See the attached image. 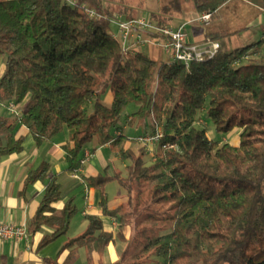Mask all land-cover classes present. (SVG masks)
<instances>
[{
    "label": "trees",
    "instance_id": "16d2710c",
    "mask_svg": "<svg viewBox=\"0 0 264 264\" xmlns=\"http://www.w3.org/2000/svg\"><path fill=\"white\" fill-rule=\"evenodd\" d=\"M182 1L214 16L229 0ZM247 1L264 9V0ZM179 3L170 0L147 18L172 24ZM83 6L100 16L90 17ZM117 11L137 17L135 7L114 0H0V60L6 58L0 103L24 102L20 121L0 116V155L23 152L26 137L17 129L19 121L38 146L68 129L69 172L83 169L90 143L110 144L131 160L126 176L117 169L85 178L89 188L100 190L101 214L117 218L118 231L106 230L100 214H89L86 229L61 248L59 255L68 251L66 258H45V264H74L81 247L88 251L89 264H97L93 253L102 256L116 237L127 241L123 230L130 224L134 231L127 254L134 257L124 255L110 264H264V39L226 51L221 40L230 32L210 33L206 39L221 44L218 54L187 68L124 49L111 30ZM108 89L110 105L101 99ZM132 102L139 108L131 120L145 123L152 114L156 123L165 118L164 137L150 165L145 147L137 153L125 150L127 136L111 133ZM204 108L217 133L241 130L238 146L220 145L206 128L196 126ZM201 143L210 145L224 165L249 164V175L209 176L216 191L195 192L190 174L182 166L170 167L168 159L178 149L193 155ZM39 180L47 184L28 231L52 228L38 243L41 250L67 235L78 207L73 197L61 209L55 207L65 194L46 161L29 172L25 186ZM111 181L127 192L116 208L109 207L106 192Z\"/></svg>",
    "mask_w": 264,
    "mask_h": 264
},
{
    "label": "crops",
    "instance_id": "0c3cea01",
    "mask_svg": "<svg viewBox=\"0 0 264 264\" xmlns=\"http://www.w3.org/2000/svg\"><path fill=\"white\" fill-rule=\"evenodd\" d=\"M116 2L119 1L116 0ZM122 2L126 3L124 0H122ZM112 4H114V2ZM128 5L131 4L129 3ZM187 7V3L183 2L178 5V8L172 10L174 15H172L171 23L173 25L178 26L199 15V13L193 10L188 12ZM223 11L227 12V15L223 16ZM149 13H147V17ZM118 15L126 17L125 14L121 12L117 11L114 13V17ZM217 17L220 18L219 23L211 28L213 21ZM204 28H207V31L201 35V26L192 25L191 32H187L189 40L201 43L207 40L206 37L210 33L227 31L230 32V34L221 40L223 49L224 47L236 43L237 36H244V34H247L249 40L246 44H243V46H245L255 42L253 39H258L255 37H259V40L264 39V9H261L247 0H229L216 12L211 23ZM144 48L146 49V53L151 56L154 55L156 50H160L162 55L165 54L161 49L153 45H147ZM0 75H2V68L0 70ZM90 102H92L91 104L93 105L94 100ZM1 115L12 117L6 113L2 107H0V116ZM129 119H131V116ZM125 128L126 127H124V129ZM124 129L119 128L116 133L118 135L121 133L125 134ZM19 133L26 137L23 152L0 155V223L25 225L29 229L31 219L35 215L42 200L47 182L46 180H39L28 186H25V182L29 172L36 169L42 161H46L51 165V170L59 175V181L63 186V192L65 194V199L55 204V207L61 209L65 202L73 197L77 207L81 208V216L79 218L80 228L86 229L88 224L87 215L100 214L105 229L115 232L116 227L119 226L118 219L101 214V208L99 207L101 192L98 189L89 188L85 180L88 176H95L99 173H104L106 170L110 173L117 170L118 167L112 166L102 151L103 149L112 148L111 145L105 144L103 146L94 147L92 143L87 144L84 154L90 152L91 156L85 160L83 169L77 173H73L66 170L68 164L64 150V146L69 142V131L68 134L66 133L64 135L63 139H56V135L50 141L43 142L40 146L34 145L35 141L25 126L20 128ZM28 140L33 141H30V148L27 150L26 142ZM127 145H129V147L131 146L129 141L123 146L124 149L130 150L131 148H127ZM112 149L116 155H114V161H121L124 166V169H121V167L119 169H121L125 176V169L131 164V160L127 159V162V160L123 159L120 152L116 149L114 150V148ZM126 199V190L124 188L120 189L117 197L112 200L109 199V207L116 208L124 203ZM42 230H45V236L51 232L52 228L45 225L36 234L29 233L28 240H0V264H45V258H58L59 261H63L68 251L60 255L58 254V257L43 256L41 254V250L38 249V243L44 237L42 236L41 238L39 236ZM113 245L114 243L112 242L108 247L111 248ZM102 256L97 255L95 252L93 253L95 261L96 258L102 261L104 258H102ZM117 259L119 258L113 261L115 262ZM113 261L111 262L113 263ZM102 262H104V260ZM106 264H110V262Z\"/></svg>",
    "mask_w": 264,
    "mask_h": 264
},
{
    "label": "rangeland",
    "instance_id": "374dc122",
    "mask_svg": "<svg viewBox=\"0 0 264 264\" xmlns=\"http://www.w3.org/2000/svg\"><path fill=\"white\" fill-rule=\"evenodd\" d=\"M116 1V0H114ZM119 2H122V0H117ZM170 0H124V2L126 3H130L133 7H135V10L137 12V16L138 17H147V13L151 12V11H158V9L161 7V5H165L166 3H168ZM184 1L180 0V3H183ZM179 3V4H180ZM188 7H187V11L189 12L190 10H192V7L189 3H187ZM172 15H174L173 13H171ZM222 15H227V12L223 11ZM197 16H195L196 18ZM214 17V16H213ZM194 19V18H192ZM190 19V20H192ZM213 19V18H212ZM220 18H216L213 21L212 27H215L218 23ZM187 20V21H190ZM212 21V20H211ZM111 30L114 33L118 32L117 26L112 23L111 26ZM192 30V25L189 24L186 26V32H191ZM207 31V28L201 27V35H203L205 32ZM237 40L236 43L229 45L227 47H224V49L226 51H233L241 46H243V44H246L249 40V38L247 37V34H244V36L239 35L237 36ZM258 39H253L255 41L259 40V37H255ZM142 51L146 52L145 48L141 49ZM162 52H160V50H156L153 57L159 61H167L170 62V58L165 55V54H161ZM5 62H6V58L2 57V59L0 60V70L2 68V74L5 71ZM1 77V75H0ZM112 93L110 91V89L106 90L102 95H101V99L103 100V102H105L106 104L110 105L112 102ZM12 102L9 103H0V107H2L6 113H8L9 115H11L12 117H16L19 119L20 121V115H17V113H15L13 110H11V104ZM92 102H88L85 105V108L89 109L91 107ZM21 108H24V102L20 104ZM139 108V104L136 102H132L130 104H128L125 107V110L122 114L121 119L119 120V122L117 123V125L115 127L111 128V133H115L117 131V129L121 128L124 129V127H126L124 129L125 134L127 136V140H125L124 145L127 143V141H129L130 143V147L129 145H127V148H131L130 150L134 153H137V151L141 148V144L137 141V138L141 135H145L148 132H151L155 129L156 124H159L160 127L162 128L164 125V117L159 120L156 123V119L153 116H150L148 118V121H146L145 123L142 121H134L129 119V117L131 116L132 118V114L134 112H136ZM130 120V121H129ZM18 121V127L17 129L20 130L21 127H23L22 123H20ZM157 125V126H159ZM196 126L198 127H202V128H206L207 132H208V136L213 139V140H217L219 141V144L222 145L224 143H229L232 145H239L240 142V133L241 130L236 129L228 134H219L216 132L215 126L212 123V121L208 118L207 114H206V108L202 109L196 118ZM68 134V129H64L62 132H60L59 134H57V138L56 139H63L65 134ZM133 139V140H131ZM30 141L33 140H28L26 142V147L27 150L30 148ZM34 145L36 146L37 144L34 142ZM38 146V145H37ZM144 147V146H143ZM151 150L148 151L146 149V163L147 165L152 164L153 162H155V156H156V150H157V146L153 145L150 147ZM115 150V149H114ZM136 150V152H135ZM104 152V154L107 157V160L109 161V163L112 164V166H116L118 167V170L124 169V166L122 164V162H117L114 161V151L112 148H107V149H103L102 150ZM116 156V155H115ZM127 160V159H125ZM170 160L169 161V166L172 167L174 165H178V166H182L184 171H187L191 178L189 181V185L190 187L197 193L202 194V195H209L213 192L216 191V186H214L213 184H210L208 182V177L209 176H217V177H221V176H226V175H234V176H247L249 175V169H248V165H237V166H228V165H224L222 164L219 160H217L214 156V149H212V147L210 145H208L207 143H201L199 145V147L195 150L193 155H186L184 153H182L179 149L178 150H174V152L172 153V155L170 156ZM128 162V160H127ZM121 167V169H119ZM127 175V170L125 169V176ZM120 189H123L117 181H111L106 185V192L108 193V199H113L115 197L118 196ZM81 216V208L78 207V211L75 214L71 225H70V229L69 232L67 233V235H64L62 237H60L59 239L53 241L52 243L48 244L47 246L43 247L41 249V254L43 256H53V257H58V254L61 250V248L63 247V245L65 244V242L71 237V236H77L79 234H81L85 229L80 228L79 225V218ZM82 229V230H81ZM82 231V232H81ZM118 231V227H116L115 229V233ZM124 233L126 234L127 237V241H122L120 239H118L117 237L115 238V240L113 241L114 245L109 248H106L105 253L103 254L102 258L104 260V262H110L115 260L116 258L122 259L125 255V259L126 260H130L131 258L134 257V255H129L127 254L129 251H132V247H131V238L133 235V231H134V226H132V224L128 225L127 227L124 228ZM45 234V230H42L39 233V236L42 238V236H44ZM88 251L85 247H81L79 252H78V256L76 258V261L74 264H89L88 261ZM117 259V260H119ZM102 260V261H103ZM116 260V261H117ZM101 261V259L96 258L97 264H99V262ZM103 264H106L104 263ZM114 262V261H113ZM150 264H157V263H150Z\"/></svg>",
    "mask_w": 264,
    "mask_h": 264
},
{
    "label": "built area",
    "instance_id": "2783aa9c",
    "mask_svg": "<svg viewBox=\"0 0 264 264\" xmlns=\"http://www.w3.org/2000/svg\"><path fill=\"white\" fill-rule=\"evenodd\" d=\"M83 9L92 18L100 16L91 7L83 6ZM212 18L213 15L210 12H204L178 26L173 24L161 26L147 17L127 18L118 15L112 19L118 32H112V35L121 42L126 50H141L147 45H153L161 49L170 58V61L180 62L189 68L193 63H200L215 57L221 49L219 41L192 42L186 32L187 25L206 27L211 23ZM10 106L17 115L23 113L24 108H21L20 104L12 102ZM157 125L159 124H156L153 131L137 138V141L148 151L151 150V146H157L164 137L163 128ZM85 156L89 158L91 153L86 152ZM28 238L29 231L25 225L0 223V240H28Z\"/></svg>",
    "mask_w": 264,
    "mask_h": 264
}]
</instances>
